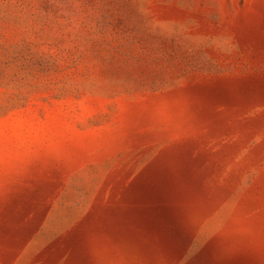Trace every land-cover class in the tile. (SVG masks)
<instances>
[{
    "label": "rangeland",
    "instance_id": "rangeland-1",
    "mask_svg": "<svg viewBox=\"0 0 264 264\" xmlns=\"http://www.w3.org/2000/svg\"><path fill=\"white\" fill-rule=\"evenodd\" d=\"M0 264H264V0H0Z\"/></svg>",
    "mask_w": 264,
    "mask_h": 264
}]
</instances>
